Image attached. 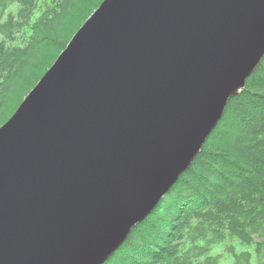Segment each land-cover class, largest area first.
Wrapping results in <instances>:
<instances>
[{
    "label": "water",
    "instance_id": "95a60500",
    "mask_svg": "<svg viewBox=\"0 0 264 264\" xmlns=\"http://www.w3.org/2000/svg\"><path fill=\"white\" fill-rule=\"evenodd\" d=\"M264 57V0H103L0 127V264H103Z\"/></svg>",
    "mask_w": 264,
    "mask_h": 264
},
{
    "label": "trees",
    "instance_id": "16d2710c",
    "mask_svg": "<svg viewBox=\"0 0 264 264\" xmlns=\"http://www.w3.org/2000/svg\"><path fill=\"white\" fill-rule=\"evenodd\" d=\"M103 0H0V127ZM103 264H264V57L191 166Z\"/></svg>",
    "mask_w": 264,
    "mask_h": 264
}]
</instances>
